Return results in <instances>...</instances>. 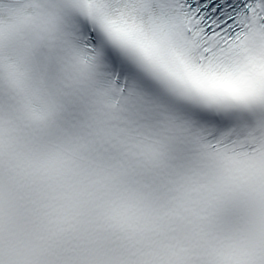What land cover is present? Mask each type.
Here are the masks:
<instances>
[{
	"label": "snow or ice",
	"instance_id": "6c2138e0",
	"mask_svg": "<svg viewBox=\"0 0 264 264\" xmlns=\"http://www.w3.org/2000/svg\"><path fill=\"white\" fill-rule=\"evenodd\" d=\"M0 264H264V0H0Z\"/></svg>",
	"mask_w": 264,
	"mask_h": 264
}]
</instances>
